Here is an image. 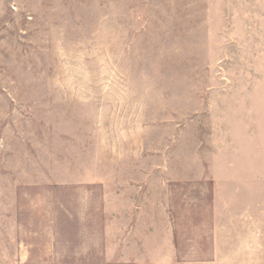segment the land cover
I'll list each match as a JSON object with an SVG mask.
<instances>
[{
  "label": "rangeland",
  "instance_id": "1",
  "mask_svg": "<svg viewBox=\"0 0 264 264\" xmlns=\"http://www.w3.org/2000/svg\"><path fill=\"white\" fill-rule=\"evenodd\" d=\"M0 264H264V0H0Z\"/></svg>",
  "mask_w": 264,
  "mask_h": 264
}]
</instances>
